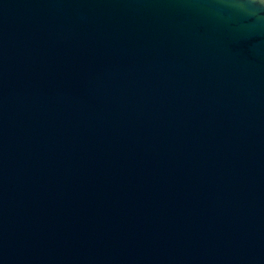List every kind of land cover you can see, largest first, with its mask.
<instances>
[{
  "label": "water",
  "instance_id": "1",
  "mask_svg": "<svg viewBox=\"0 0 264 264\" xmlns=\"http://www.w3.org/2000/svg\"><path fill=\"white\" fill-rule=\"evenodd\" d=\"M0 264H264V0H0Z\"/></svg>",
  "mask_w": 264,
  "mask_h": 264
}]
</instances>
